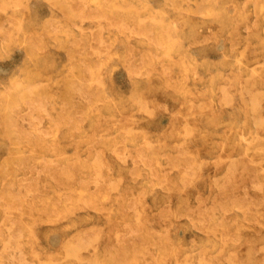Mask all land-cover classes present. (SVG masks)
Returning <instances> with one entry per match:
<instances>
[{
	"label": "rangeland",
	"instance_id": "rangeland-1",
	"mask_svg": "<svg viewBox=\"0 0 264 264\" xmlns=\"http://www.w3.org/2000/svg\"><path fill=\"white\" fill-rule=\"evenodd\" d=\"M108 1L0 0V264H264V0Z\"/></svg>",
	"mask_w": 264,
	"mask_h": 264
},
{
	"label": "bare ground",
	"instance_id": "bare-ground-1",
	"mask_svg": "<svg viewBox=\"0 0 264 264\" xmlns=\"http://www.w3.org/2000/svg\"><path fill=\"white\" fill-rule=\"evenodd\" d=\"M125 1H126L127 6H128V5H129V6L131 5L130 1H128V0H125ZM99 2H101V3H103V4L109 6V1H108V0H99ZM167 4H168V3L166 2V3H165V6H166ZM166 7H167V6H166ZM96 11H97V10H96ZM200 14H201V13H200ZM201 15H203V13H202ZM82 18H83V17H82ZM88 18H89V17H88ZM9 20H11V19H9ZM114 21H115V20H114ZM159 21H160V23H161L162 25H164V26L166 27V29L175 30L171 25L168 24L167 18H166L165 16L161 15L160 18H159ZM178 21H179V20H178ZM3 22L5 23L6 21L3 20ZM8 22H9V21H8ZM110 22H111V21H110ZM11 23H12V21H11ZM122 23H123V22H122ZM175 23H176V22H175ZM2 24H3V23H2ZM2 24H1V25H2ZM8 24H9V23H8ZM51 24H52V23H51ZM184 24H185V23H184ZM184 24H183V25H184ZM1 25H0V27H1ZM9 25H10V24H9ZM100 25H101V24H100ZM113 25H115V24H113ZM172 25H173V24H172ZM6 26H7V25H6ZM134 26H135V25H134ZM175 26H176V25H175ZM9 27H10V26H9ZM80 27H81V25H79V28H80ZM111 27H112V26H111ZM3 28H4V27H3ZM132 29H133V28H132ZM35 30H36V29H35ZM135 30H136V29H135ZM8 31H9V30H8ZM150 31H151V30H150ZM29 33H30V32H29ZM57 34H58V33H57ZM96 37H97V36H96ZM99 38H102V37H99ZM163 39H165V37H163ZM95 41H96V40H95ZM97 41H98V39H97ZM99 41H100V40H99ZM208 41H209V40H208ZM210 41H211V39H210ZM1 42H2V41H1ZM90 44H92V42H91ZM94 44H95V43H94ZM128 44H129V43H128ZM85 46H86V45H85ZM91 46H92V45H91ZM93 46H94V45H93ZM106 47H108V46L106 45ZM102 48H105L104 45L102 46ZM108 49H109V47H108ZM79 50H80V48H79ZM79 50H78V51H79ZM101 50H102V49H101ZM242 51H243V49H242ZM130 53H131V49H130ZM96 54H97V53H96ZM102 54H103V53H102ZM132 55H133V53H132ZM23 60H24V59H23ZM239 60H241V59H239ZM263 60H264V59H263ZM16 64H17V63H16ZM236 65H237V64H236ZM238 65H239V63H238ZM241 65H242V64H241ZM12 68H13V66H12ZM9 70H10V69H9ZM11 70H12V69H11ZM118 72H119V71H118ZM252 72H253V71H252ZM16 83H17V82H16ZM27 85H28V84H27ZM221 86L224 87L225 85H221ZM227 86H228V88H230L229 85H227ZM230 86H231V85H230ZM247 89H248V88H247ZM244 90H245V89H244ZM221 91H223V90H221ZM245 91H246V90H245ZM263 91H264V90H263ZM247 92H248V91H247ZM247 92H246V93H247ZM225 93H226V92H225ZM86 94H87V93H86ZM89 94H90V92H89ZM249 95H250V94H249ZM245 96H246V94H245ZM86 97H87V95H86ZM227 97H229L228 93H227ZM87 99H88V98H87ZM225 99H226V98H225ZM227 99H228V98H227ZM230 99H231V97H229V100H230ZM85 100H86V99H85ZM88 100H89V99H88ZM230 101H231V100H230ZM230 101H229V102H230ZM227 102H228V101H227ZM144 104H145V103H144ZM254 104H256V103H254ZM47 105H48V104H47ZM257 105H258V103H257ZM144 106H145V105H144ZM164 106H165V105H164ZM228 106H229V105H228ZM142 108H143V107H142ZM142 108H141V109H142ZM202 108H203V107H202ZM143 109H144V108H143ZM204 109H205V108H204ZM251 109H252V108H251ZM201 110H202V109H201ZM177 113H178V112H177ZM177 113H175V114H177ZM173 115H174V114H173ZM132 116H133V115H132ZM135 116H136V115H135ZM137 118H138V117H137ZM36 120H37V118H36ZM38 120H39V119H38ZM259 122H260V121H259ZM4 125H5V124H4ZM28 125H30V124H28ZM186 129H187V128H186ZM127 131H128V130H127ZM185 132H186V131H185ZM139 135H141V134H139ZM141 136H142V135H141ZM126 156H127V155H126ZM263 166H264V165H263ZM107 168H108V167H107ZM230 171H231V170H230ZM194 174H195V173H194ZM214 177H215V176H214ZM252 182H254V181H252ZM255 183H256V181H255ZM255 183H254V184H255ZM21 185L25 187V185H23V184H21ZM21 185H20V186H21ZM216 185H217V184H216ZM20 188H22V187H20ZM26 189H27V187H26ZM242 189H243V188H242ZM18 191H19V190H18ZM38 191H39V190H38ZM38 198H39V197H38ZM83 198H84V197H83ZM16 206H17V205H16ZM15 208H16V207H15ZM19 210L21 211V209H19ZM95 210H96V209H95ZM143 210H144V209H143ZM53 211H54V210H53ZM16 214H18V213H16ZM25 216H26V215H25ZM189 218H190V217H189ZM137 219H138V216H137ZM10 220H11V219H10ZM123 224H124V223H122V225H123ZM196 224H197V223H196ZM17 225H18V224H17ZM171 225H172V224H171ZM173 225H174V224H173ZM176 225H177V224H176ZM93 226H94V225H93ZM123 226H124V225H123ZM8 227H10V226H8ZM94 227H95V226H94ZM7 229H8V228H7ZM9 229H10V228H9ZM85 229H86V228H85ZM8 231H10V230H8ZM11 231H12V230H11ZM9 233L12 234L11 232H9ZM13 233H14V232H13ZM20 233H21V232H20ZM14 234H15V233H14ZM81 234H82V233H81ZM84 234H85V232H84ZM95 234H96V233H95ZM95 234H94L93 236H95ZM16 235H17V234H16ZM6 236H7V235H6ZM13 236L15 237V235H12V237H13ZM19 236H23V235L20 234ZM14 237H13V241L15 240ZM87 237H88V236H87ZM87 237H85V238H87ZM89 237H90V236H89ZM89 237H88V238H89ZM95 237H96V236H95ZM95 237H93V238L91 237V238L95 241ZM97 237H98V235H97ZM19 238H20V237H19ZM216 238H217V237H216ZM11 239H12V238H11ZM75 239H76V238H75ZM81 239H82V238H81ZM5 240H6V239H5ZM18 240H19V239H18ZM18 240H17V241H18ZM84 240H86V239H84ZM84 240H82L83 243H85V242L87 241V240H86V241L84 242ZM3 241H4V240H3ZM6 241H9V240H6ZM13 241H12V242H13ZM17 241H15V244H16ZM88 241H89V240H88ZM12 242H11V243H12ZM19 242H20V241H19ZM19 242H17V244H19ZM75 242L77 243L76 240H75ZM79 242H80V241H79ZM11 243H10V244H11ZM69 243H70V241H69ZM83 243H81V244H83ZM87 243H88V242H87ZM90 243H92L91 240L89 241V244H90ZM12 244H13L12 246H14V243H12ZM17 244H16V246H17ZM20 244H22V243L20 242ZM23 244H24V243H23ZM81 244H80V245H81ZM89 244H88V246H89ZM12 246H11V247H12ZM75 246H76V245H74V246H73L74 248H71V250L74 251ZM77 246H78V243H77ZM77 246H76V249H77ZM82 247H84V246H82ZM82 247H81V249H82ZM9 248H10V246H9ZM13 248H14V247H12L11 249H13ZM19 248H20V247H18V248H16V249H19ZM78 248H79V246H78ZM85 248H88V247H85ZM85 248H84V249H85ZM14 249H15V248H14ZM79 249H80V248H79ZM260 249H261V248H260ZM19 250H20V249H19ZM68 250L70 251V249H68ZM88 250H89V249H88ZM73 251H72V253H73ZM75 251H76V250H75ZM8 252H9V251H8ZM15 252H16V251H15ZM76 252H78V251H76ZM91 252H92V251H91ZM12 253H13V252H12ZM67 253H68V252H67ZM74 253H75V252H74ZM2 254L5 255V253H3V252H2ZM13 254H15V253H13ZM0 255H1V253H0ZM6 256H7V254H6ZM18 256H19V255H18ZM92 256H93V255H92ZM216 256H217V255H216ZM0 257H2V255H1ZM7 257H8V256H7ZM7 257H6V258H7ZM12 257L16 258L17 256L15 257V255H14V256H12ZM6 258H5V259H6ZM17 258H19V257H17ZM65 258H66V257H65ZM91 258H92V257H91ZM2 259H4V258H2ZM5 259H4V260H5ZM19 260H20V259H19ZM19 260L17 259V261H19ZM92 260H94V259H92ZM92 260H91V261H92ZM198 260H199V259H198ZM0 261H1V260H0ZM17 261H14V262L18 263ZM24 261H25V260H24ZM89 261H90V260H89ZM91 261H90V262H91ZM20 262H21V260H20ZM51 263H52V262H51ZM197 263H198V262H197ZM206 263H207V262H206Z\"/></svg>",
	"mask_w": 264,
	"mask_h": 264
}]
</instances>
